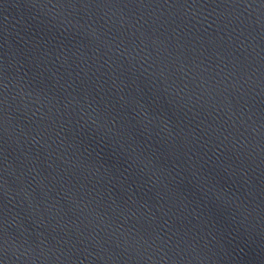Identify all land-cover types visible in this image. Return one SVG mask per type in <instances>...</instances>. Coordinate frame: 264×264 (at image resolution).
Returning <instances> with one entry per match:
<instances>
[{
    "label": "water",
    "instance_id": "water-1",
    "mask_svg": "<svg viewBox=\"0 0 264 264\" xmlns=\"http://www.w3.org/2000/svg\"><path fill=\"white\" fill-rule=\"evenodd\" d=\"M0 264H264V0H0Z\"/></svg>",
    "mask_w": 264,
    "mask_h": 264
}]
</instances>
